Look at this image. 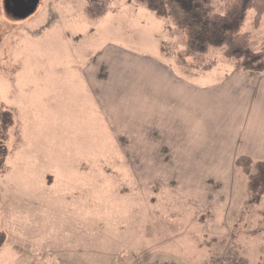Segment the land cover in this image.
Segmentation results:
<instances>
[{"label":"rangeland","instance_id":"rangeland-1","mask_svg":"<svg viewBox=\"0 0 264 264\" xmlns=\"http://www.w3.org/2000/svg\"><path fill=\"white\" fill-rule=\"evenodd\" d=\"M247 16L259 48L264 15L259 28ZM164 32L184 53L186 33L134 0H111L102 17L88 0H0V109L13 113L0 156V264H264V195L213 216L216 201L203 214L141 193L85 84L103 40L152 44ZM220 49L209 50L218 63Z\"/></svg>","mask_w":264,"mask_h":264},{"label":"crops","instance_id":"crops-1","mask_svg":"<svg viewBox=\"0 0 264 264\" xmlns=\"http://www.w3.org/2000/svg\"><path fill=\"white\" fill-rule=\"evenodd\" d=\"M155 35L152 44L103 40L87 59L85 84L114 146L138 169L141 193L203 214L212 200L217 212L207 214L230 215L249 199L236 158L264 162V71L238 69L223 53L220 63L187 46L178 54L177 33Z\"/></svg>","mask_w":264,"mask_h":264},{"label":"trees","instance_id":"trees-1","mask_svg":"<svg viewBox=\"0 0 264 264\" xmlns=\"http://www.w3.org/2000/svg\"><path fill=\"white\" fill-rule=\"evenodd\" d=\"M157 16L170 19L186 33L189 51L206 54L212 48H223L224 56L233 60L236 68L264 71V41L254 47L251 31H243L250 10L255 11L253 24L259 28L264 15V0H223V12H217L213 0H134ZM111 0H88L94 17L106 15ZM13 121L10 110L0 109V156L6 155L3 143ZM4 157L0 161V171ZM235 164L248 178L249 192L264 195V162L238 156ZM2 243H0V247Z\"/></svg>","mask_w":264,"mask_h":264}]
</instances>
